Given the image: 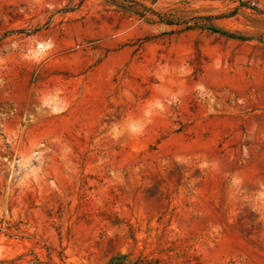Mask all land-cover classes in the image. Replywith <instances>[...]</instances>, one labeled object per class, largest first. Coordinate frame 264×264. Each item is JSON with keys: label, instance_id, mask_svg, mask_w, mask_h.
Listing matches in <instances>:
<instances>
[{"label": "rangeland", "instance_id": "obj_1", "mask_svg": "<svg viewBox=\"0 0 264 264\" xmlns=\"http://www.w3.org/2000/svg\"><path fill=\"white\" fill-rule=\"evenodd\" d=\"M0 264H264V0H0Z\"/></svg>", "mask_w": 264, "mask_h": 264}, {"label": "trees", "instance_id": "obj_2", "mask_svg": "<svg viewBox=\"0 0 264 264\" xmlns=\"http://www.w3.org/2000/svg\"><path fill=\"white\" fill-rule=\"evenodd\" d=\"M209 30L213 33H217V34L229 37V38L243 39L242 37L234 36L233 34H228V33L224 32L220 29H217V28H210Z\"/></svg>", "mask_w": 264, "mask_h": 264}, {"label": "bare ground", "instance_id": "obj_3", "mask_svg": "<svg viewBox=\"0 0 264 264\" xmlns=\"http://www.w3.org/2000/svg\"><path fill=\"white\" fill-rule=\"evenodd\" d=\"M42 120H43V119H42ZM40 123H41V122H40ZM40 123H39V124H40ZM134 133H135V132H134ZM134 133H133V134H134ZM133 136H134V135H133ZM134 137H135V136H134Z\"/></svg>", "mask_w": 264, "mask_h": 264}]
</instances>
